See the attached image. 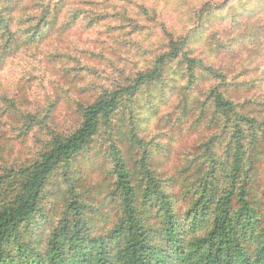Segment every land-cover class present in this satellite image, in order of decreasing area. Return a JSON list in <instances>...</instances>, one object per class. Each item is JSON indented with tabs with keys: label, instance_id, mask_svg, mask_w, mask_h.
Instances as JSON below:
<instances>
[{
	"label": "rangeland",
	"instance_id": "374dc122",
	"mask_svg": "<svg viewBox=\"0 0 264 264\" xmlns=\"http://www.w3.org/2000/svg\"><path fill=\"white\" fill-rule=\"evenodd\" d=\"M55 2L60 4L57 20L32 39L34 33L28 28L37 23L40 5L50 3L53 7V0H1L11 22L14 15L16 27L10 36L12 43L0 40V182L10 167L36 160L55 134L67 136L75 131L82 118L81 106L92 103L106 90L144 80L138 94L119 114L120 123L113 126L115 145L124 152L123 159L132 172L135 163L144 166L143 178L135 183L141 195L147 171L163 181V191L179 218L183 243L200 237L209 227L212 215L199 222L200 228L192 236L196 218L187 213L196 195H189V191L197 185L199 174L205 173L201 162L195 159L200 155L199 147L216 129L197 121L191 102L203 92L209 93L216 79L207 78L209 73L201 68L194 72L201 82L188 87V66L183 55L174 63L159 62L156 67L153 63L161 55L173 53L170 45L174 41L177 54L187 52L207 66L243 77L240 81L247 82L249 90L254 85L246 108L263 115L264 0ZM75 9H81L83 18L101 19L90 29L81 28L86 22L72 30L62 27ZM139 73L146 77L138 76ZM155 74L162 78L156 77L150 83L149 78ZM181 95L190 97L189 102L182 101ZM18 111L36 116L52 129L34 127L24 131L25 121L13 118ZM107 130L102 129L89 149L71 161V187L75 184L82 200L88 201L84 214L92 235L115 244L121 210L112 196L116 180ZM263 140L259 143V157L252 152L248 158L251 164L246 167H250L251 174L246 191L259 208L264 203ZM143 156L145 163L140 160ZM224 163L230 165L228 159ZM224 169L219 172V181L224 178ZM62 182L61 177L52 181L41 211L23 231L27 245L43 250L63 214L68 213L64 196L69 183ZM145 200L141 210L146 207L149 243L170 254L172 248L163 235L169 226L165 199L155 193ZM7 251L12 257L19 255L17 248L9 247Z\"/></svg>",
	"mask_w": 264,
	"mask_h": 264
},
{
	"label": "trees",
	"instance_id": "16d2710c",
	"mask_svg": "<svg viewBox=\"0 0 264 264\" xmlns=\"http://www.w3.org/2000/svg\"><path fill=\"white\" fill-rule=\"evenodd\" d=\"M55 1L53 7L50 3L40 5L41 15L37 23L28 28L34 33L32 39L41 29L46 31L57 20L60 4ZM82 13L81 9L72 10L62 27H71L72 30L80 22H86L81 28L90 29L101 19L83 18ZM11 19L12 22L9 14L3 11L0 0V40L7 43L13 42L10 36L16 27L14 15ZM176 45L172 41L170 48L173 46V53L161 55L153 65L174 63L183 55L188 66V87L201 82L197 81L199 76L194 75L201 68L209 73L207 78L216 79L209 93L203 92L191 102L198 114L197 121L216 129L199 147L200 155L195 159L201 162L205 173L199 174L197 185L189 191V195H196V201L187 213L196 218L191 235L199 230V222L203 218L212 215L205 232L183 243L178 229L179 218L163 191V181L147 171V182L141 195L135 183L143 178L141 170L145 169L144 166L139 167L135 163V172H132L123 159L124 152L115 145L117 139L111 131L115 123H120L119 114L126 110L127 103L144 84V80H139L131 86L106 90L92 103L81 106L82 118L75 131L67 136L55 134L32 163L8 169L0 182V264H169V260L170 264H264V203L259 208L249 198L245 187L251 175L250 167L246 168L251 164L248 158L252 152L256 158L259 157V143L264 138V114L258 116L257 112L252 113L246 108L247 96L254 85L249 90L248 83L240 81L243 77L231 76L222 69L207 66L187 52L177 54ZM138 76L143 75L139 73ZM156 77H161V74L152 75L149 82L155 81ZM189 98L181 95L182 101L189 102ZM13 118L25 121L26 132L34 127L52 129L28 113L18 111ZM102 129H108L111 137L112 174L116 180L112 196L121 210L115 228L114 239L118 240L115 244L92 235L91 224L84 214L88 201L82 200L83 195L75 184L71 187V161L89 149ZM223 149V153H219ZM225 159L230 161V165L224 163ZM140 160L145 163L146 156ZM223 167L224 178L219 181ZM60 177L69 183L64 196L68 213L63 214L65 216L61 217L43 250L27 245L23 231L41 211L44 194L52 181ZM155 193L165 199V220L169 226L163 230V235L168 247L172 248L170 254L166 253L167 249L154 248L149 243L144 218L146 207L141 210V204ZM9 247L10 250L17 248L19 255L12 257L7 251Z\"/></svg>",
	"mask_w": 264,
	"mask_h": 264
}]
</instances>
